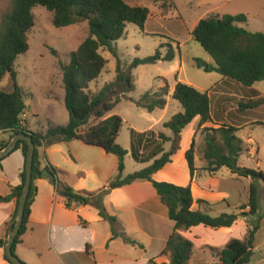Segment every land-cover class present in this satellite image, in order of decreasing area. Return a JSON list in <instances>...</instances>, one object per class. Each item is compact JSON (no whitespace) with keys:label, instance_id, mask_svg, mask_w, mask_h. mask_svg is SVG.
I'll use <instances>...</instances> for the list:
<instances>
[{"label":"trees","instance_id":"trees-1","mask_svg":"<svg viewBox=\"0 0 264 264\" xmlns=\"http://www.w3.org/2000/svg\"><path fill=\"white\" fill-rule=\"evenodd\" d=\"M37 6H43L53 13L55 27H68L86 21L89 28V35L76 50L70 53L69 63L62 65L65 106L69 112V121L66 125H49L44 133L32 131L26 123L22 125L20 122L22 113L27 111L28 107L25 93L17 83V74L14 69L18 56L30 49L28 33L35 25L34 8ZM149 14L148 7L133 6L125 0H13L11 10L4 16L0 28V81L10 74L14 81V90L10 93L0 90V130L10 132L8 139L0 141V150L18 134H30L35 144L33 182L23 223L12 246L15 254H17V245L23 242V236L28 230L31 206L38 193L35 181L42 178L44 171L48 170L56 177L54 182L56 190L66 198L68 208L93 205L98 209L99 215L110 223L111 239L122 237L127 243L140 247H143L141 243L125 236V232L119 226L118 218L108 213L104 198L113 189L135 181L150 182L161 202L167 207L169 218L175 223L162 252L169 256L170 261L159 263L151 260V264H189L194 253V243L182 235V230H189L200 224L215 229L231 227L241 216H244V214L236 213H221L214 216L207 212L193 210L194 196L191 184L182 186L153 178L156 172L172 161V156L180 148L182 131L197 116H200L199 127L207 122L221 123L219 128L212 129L220 133L222 144L217 142L216 135L206 138L205 158L208 161L206 169L213 172L227 167L232 173L252 178L247 206L250 207L251 214L259 212V181H264V172L239 166V159L244 150L243 140L237 136L240 128L234 124L220 122L219 117H216L212 110L208 91L198 90L180 81H177L172 97L182 105L183 111L174 114L164 123V127L172 131V136L164 132L157 133L154 130L142 133L133 130L131 145L133 158L138 162H149L153 159V163L132 174H124L125 159L129 151L118 142L124 120L117 114L105 116L121 101L120 95L114 101L110 100L111 94L126 95L134 89V84L131 70L126 72L122 69L121 60L117 57L113 43L126 35L127 23H134L144 31ZM246 21L247 17L243 13L211 15L200 19L192 34L215 62L214 65L208 64L204 67L205 71L220 73L223 76L222 82H235L243 87L252 88L257 82L264 81V33L253 32L240 25ZM168 47L165 55L157 50L154 55L135 59L133 67L154 64L161 60L173 61L176 52L171 45ZM101 48L108 49L117 57L118 82H111L98 93L92 94L91 83L101 76L108 62V59L100 52ZM198 67L202 68V64L198 63ZM118 88L120 89L117 90ZM168 95L169 84H166L158 90L147 91L135 102L137 106L153 112L156 109L165 108ZM241 106L255 108L257 104L247 102ZM93 118L97 121L93 122ZM75 139L101 147L118 158V175L99 191L75 190L61 178L62 171L46 161L44 149L59 142ZM167 142L171 143L169 150H165L164 147ZM153 145V150L148 154L145 155L142 152L144 148ZM18 149L22 151L25 158L21 172L22 182L12 187L8 195H0V202L15 201L16 203L15 211L6 224L5 236L0 238V249L4 250L5 259L11 264L13 263L6 256L5 247L10 229L15 222L19 199L26 180L28 143L20 140L15 150ZM185 156L191 176L194 178L198 170L195 164V141L192 142ZM3 159L4 157L0 158V163ZM200 203L207 202L200 200ZM261 220L262 217L257 219L248 230L246 238L230 240L220 250V262L216 264H248L254 254V243L261 227Z\"/></svg>","mask_w":264,"mask_h":264},{"label":"rangeland","instance_id":"rangeland-1","mask_svg":"<svg viewBox=\"0 0 264 264\" xmlns=\"http://www.w3.org/2000/svg\"><path fill=\"white\" fill-rule=\"evenodd\" d=\"M125 1L133 6L148 7L150 14L144 31L134 23H127L126 35L113 43L117 57L121 60L122 69L126 72L131 70L134 84V89L127 92L126 95L113 93L110 96V100L113 101L118 95L121 96V101L108 113V115H120L124 120L119 143L128 148L134 129L140 131L139 133L146 129L157 131L161 127L159 124L161 117L167 120L177 112L183 111L182 105L172 97L176 83L180 81L192 85L198 90L209 92L212 110L216 117H219L220 122L244 126L237 132V136L244 143L239 166L264 172V81L256 83L252 88L243 87L235 82H221L223 76L220 73L204 70L206 64L214 65L215 62L192 34L202 18L217 14L236 15L239 13H243L247 17V21L241 23V26L253 32L264 33V0ZM12 4L13 0H0V28L4 16L11 10ZM34 14L35 25L28 33L30 49L18 56L14 69L17 74V83L23 88L26 101L32 108L29 122L34 130L42 131L49 125H66L69 121V112L64 102L62 65L69 63L70 53L76 50L89 35V28L86 21L68 27H55L53 13L43 6L34 8ZM170 45L176 52L173 61L161 60L154 64H141L133 67L135 59L154 55L157 50L165 55ZM52 50L55 52L53 53ZM100 52L108 59V63L101 76L91 83L92 94L98 93L111 82H118L117 57L106 48H101ZM198 63L202 64V68L198 67ZM166 84H169V95L166 97L167 107L164 110L158 109L150 113L136 105L135 101H138L147 91L158 90ZM0 90L8 93L14 90V81L10 74L0 81ZM247 102L256 103L257 106L243 108L241 104ZM246 120L248 123L244 122ZM92 121L96 122L97 119L93 118ZM220 124L218 125L220 126ZM196 127L199 135L196 141L194 140L195 164L196 167L203 166L207 170L206 138L216 135L217 142L222 144L220 133L213 130L219 127L212 125L211 127H199L198 124ZM153 148L154 145L148 147L144 154L146 155ZM125 165V175L132 174L144 167L138 161L136 162L132 154H127ZM207 171L212 174L208 178L213 186V191L225 195L218 198L211 215L244 214L240 217V219H244V222L237 227L239 233L243 234L242 239L247 237L248 230L252 228L259 217H262L261 227L256 234L254 243V254L248 264H264L262 255L264 251V181H259V212L251 214L247 204L250 198L252 178L242 177L237 173L230 174L227 168H223L217 176H213V174L218 170L213 171L214 173L210 170ZM183 173H180L181 177H183ZM162 206L167 214V207L164 204ZM154 213L156 212H152L149 218H153ZM104 224L108 229L111 228L109 223ZM151 227L153 226H150L149 223L147 232L144 234V232L135 231L129 226L127 235L134 239L141 238L143 242L151 246L152 236H154V230ZM245 228L247 229L245 230ZM120 242L124 244L122 240ZM151 248L154 251L155 246H151ZM132 249H136L138 254H142L144 251L140 246Z\"/></svg>","mask_w":264,"mask_h":264},{"label":"crops","instance_id":"crops-1","mask_svg":"<svg viewBox=\"0 0 264 264\" xmlns=\"http://www.w3.org/2000/svg\"><path fill=\"white\" fill-rule=\"evenodd\" d=\"M26 104L28 107L26 125L32 131H36L29 122L32 108L29 107L27 101ZM108 116L110 115L106 114L105 117ZM169 119L164 120L161 117L159 120L161 127L154 131L157 133L162 131L168 136H172V131L164 127V123ZM199 121L200 116H197L182 131L180 148L172 156V161L156 172L153 178L157 181H168L182 186L191 184L194 196L192 209L212 213L216 201L224 194L213 191V186L208 178L212 174H209L203 166L197 167L196 175L192 178L185 157L186 151L199 135L196 127L197 124L199 125ZM211 125L219 127L218 124L212 122H207L201 127H211ZM236 126L240 129L244 127L239 124ZM47 129L37 131L44 133ZM149 130L153 129H146L141 133ZM9 137L10 132H5L0 136V141ZM131 145L132 141L128 148L124 145L129 151L128 155L132 154ZM164 147L165 150H168L171 143H165ZM145 149L148 147L144 148L142 152H145ZM44 152L46 161L62 171L61 178L77 191H99L119 173L116 155L107 153L101 147L86 144L82 140L59 142L44 149ZM138 163L145 168L153 163V159L149 162ZM24 164L25 158L20 149L14 150L4 157L0 163V195H8L12 187L21 184V172ZM180 167L184 172L183 177L180 176L182 174ZM223 168L227 167H222L216 173L213 172V176H217ZM228 172L232 174L229 169ZM35 184L38 193L31 206L28 230L23 236V242L16 247V253L27 264H151V260L159 263L170 261L169 256L162 252L173 232L175 223L169 218L168 209L166 214L162 206L163 203L150 182L135 181L132 184L113 189L104 198L108 213L118 218L119 226L125 232V236L143 245L141 247L142 251L144 250L142 254H138L136 249H132L138 248V245L127 243L122 237L111 239V228L108 229L104 224L109 222L99 215L98 209L93 205L68 208L66 198L57 192L55 184L49 179L38 178ZM200 200L207 203H200ZM15 208V201L0 202V238L5 236L6 224L11 219ZM152 212L156 213L153 214V218H149ZM243 222L244 219L239 218L231 227L215 229L200 224L189 230H182V235L194 243V253L189 264L219 263L220 250L230 240L243 238V234L239 233L237 229L238 225ZM149 223L154 230L151 245L155 246L154 251L141 238L134 239L127 235L129 226L135 231L146 234ZM120 240L130 248L122 244ZM0 264H11L5 259L3 249H0Z\"/></svg>","mask_w":264,"mask_h":264},{"label":"water","instance_id":"water-1","mask_svg":"<svg viewBox=\"0 0 264 264\" xmlns=\"http://www.w3.org/2000/svg\"><path fill=\"white\" fill-rule=\"evenodd\" d=\"M206 66H208V64H206ZM20 140H24L28 143V155L26 160V180L19 199L15 222L10 229L7 238V244L5 247L6 256L11 260L13 264H25V262L17 254L14 253L12 246L15 241V238L19 234L21 225L23 223L25 208L33 182L35 144L30 134H18L12 137L9 144L5 148L0 150V158L6 157L15 150ZM42 177L49 179L52 183H54L56 180V177L48 170L44 171Z\"/></svg>","mask_w":264,"mask_h":264},{"label":"built area","instance_id":"built-area-1","mask_svg":"<svg viewBox=\"0 0 264 264\" xmlns=\"http://www.w3.org/2000/svg\"><path fill=\"white\" fill-rule=\"evenodd\" d=\"M26 119H27V111L23 112L22 115H21V124L24 125L26 123ZM5 131L4 130H0V136L2 134H4ZM262 255H263V259H264V251L262 252Z\"/></svg>","mask_w":264,"mask_h":264}]
</instances>
